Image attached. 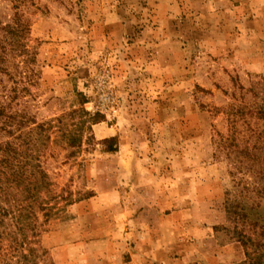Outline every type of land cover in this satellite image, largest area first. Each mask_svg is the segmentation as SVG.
<instances>
[{"label": "rangeland", "instance_id": "rangeland-1", "mask_svg": "<svg viewBox=\"0 0 264 264\" xmlns=\"http://www.w3.org/2000/svg\"><path fill=\"white\" fill-rule=\"evenodd\" d=\"M6 25L0 101L49 127L33 264H244L264 0H0Z\"/></svg>", "mask_w": 264, "mask_h": 264}, {"label": "trees", "instance_id": "trees-1", "mask_svg": "<svg viewBox=\"0 0 264 264\" xmlns=\"http://www.w3.org/2000/svg\"><path fill=\"white\" fill-rule=\"evenodd\" d=\"M0 30L5 34L3 41H0V73H4L1 64L9 52H14L18 46L22 29L6 25ZM8 37L9 52L5 47ZM9 98L7 95L0 101V134L11 138L0 143V245L3 240L8 242L5 259L0 264H33L36 258L34 250L27 247V252L23 253L21 248L24 250L26 247L25 232H34L33 221L37 219L35 210H46L36 196L47 183L41 168L30 163L38 159L37 154L32 153L36 152L38 144L49 139L46 135L49 127L32 122L24 111L11 112L8 109ZM254 106L253 120L255 123L264 122V99H261V104L254 103ZM253 140V239L239 235L243 238L238 241L244 248V264H264V219L254 213L256 208H261L260 203L254 200H264V123L262 130L253 128Z\"/></svg>", "mask_w": 264, "mask_h": 264}]
</instances>
